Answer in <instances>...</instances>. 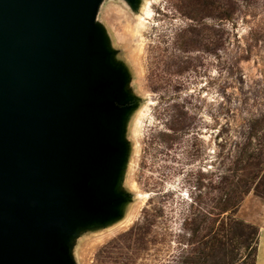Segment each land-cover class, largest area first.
Instances as JSON below:
<instances>
[{
  "label": "rangeland",
  "instance_id": "rangeland-1",
  "mask_svg": "<svg viewBox=\"0 0 264 264\" xmlns=\"http://www.w3.org/2000/svg\"><path fill=\"white\" fill-rule=\"evenodd\" d=\"M145 1L139 29L127 0H102L97 10L140 106L121 134L125 217L77 229L69 256L252 264L264 227V0Z\"/></svg>",
  "mask_w": 264,
  "mask_h": 264
},
{
  "label": "water",
  "instance_id": "water-1",
  "mask_svg": "<svg viewBox=\"0 0 264 264\" xmlns=\"http://www.w3.org/2000/svg\"><path fill=\"white\" fill-rule=\"evenodd\" d=\"M101 2L0 0V264H74L76 230L127 199L116 188L135 102L95 22Z\"/></svg>",
  "mask_w": 264,
  "mask_h": 264
},
{
  "label": "bare ground",
  "instance_id": "bare-ground-1",
  "mask_svg": "<svg viewBox=\"0 0 264 264\" xmlns=\"http://www.w3.org/2000/svg\"><path fill=\"white\" fill-rule=\"evenodd\" d=\"M142 2H143V0H135L134 1V3L132 4V6H131V10L133 11V14L136 16V18H137V23H136V25H137V28L139 29V28H141L142 27V21H143V18L144 17H137L138 16V14L141 12V8H142V10H143V13L142 14H145V18L147 17H149V10H148V8H147V6H146V4H147V1H145V4L143 5L142 4ZM105 38L107 39V40H109L110 41V39H109V36H108V34L106 33V35H105ZM124 64V63H123ZM125 67V68H124ZM124 69L126 70V73H127V77H128V85H129V87H130V83H131V79H132V76H131V71H130V68H129V66L128 65H125L124 64ZM140 106V105H139ZM139 106H134L132 109H131V112L127 115V116H125V118H124V123H125V125L127 126V131H128V126H129V123H130V121L132 120V117H133V115L135 114V112L137 111V109L139 108ZM131 145V144H130ZM125 213H123L122 215H120L119 217H118V221H116V223H115V225L116 224H118L119 222H121L123 219H124V217H125V214H126V210L124 211Z\"/></svg>",
  "mask_w": 264,
  "mask_h": 264
},
{
  "label": "crops",
  "instance_id": "crops-1",
  "mask_svg": "<svg viewBox=\"0 0 264 264\" xmlns=\"http://www.w3.org/2000/svg\"><path fill=\"white\" fill-rule=\"evenodd\" d=\"M253 264H264V227L259 228L257 233Z\"/></svg>",
  "mask_w": 264,
  "mask_h": 264
},
{
  "label": "trees",
  "instance_id": "trees-1",
  "mask_svg": "<svg viewBox=\"0 0 264 264\" xmlns=\"http://www.w3.org/2000/svg\"><path fill=\"white\" fill-rule=\"evenodd\" d=\"M255 252V251H254ZM254 256V255H253ZM252 264H253V260H252Z\"/></svg>",
  "mask_w": 264,
  "mask_h": 264
}]
</instances>
